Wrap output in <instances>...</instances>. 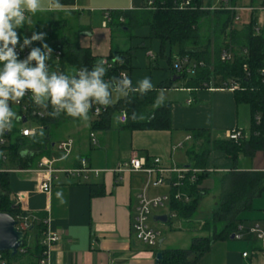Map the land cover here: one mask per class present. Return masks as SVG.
Masks as SVG:
<instances>
[{
	"label": "crops",
	"instance_id": "crops-1",
	"mask_svg": "<svg viewBox=\"0 0 264 264\" xmlns=\"http://www.w3.org/2000/svg\"><path fill=\"white\" fill-rule=\"evenodd\" d=\"M149 1L73 0L72 5L62 4L64 7L59 11L29 14L32 23L16 30L20 42H23L24 37L30 38L33 32L39 33L43 27L49 28L46 39L53 32V24L56 29L59 28L58 34L62 36L66 34L65 28L70 19L78 18L77 39L74 38V41L81 47L90 48L92 54L99 59L107 58L113 51L136 48L129 72L133 85L145 76L150 77L157 89L156 100L162 92L164 101L171 103L169 130H131L126 127V123L120 122L121 111L111 116L110 127L103 130L92 131L90 119L85 122L64 118L54 123L60 128L56 130V134L60 131V140H72L71 152L66 158L58 159L61 153L57 149L49 150V154L45 155L58 159L54 162V167L73 169L80 166L82 158H86L90 167L107 170L102 176L89 175L84 178L83 175L56 172L54 175L57 178L52 181L50 192H44L40 189V184L46 173L39 172L38 165L31 169L14 168L8 159L2 156L8 164L0 166V171L9 173L10 190L15 204L26 212L30 221L43 222L46 225L42 235L47 230L59 231L61 234V240L50 250L51 264H158V252L181 247L174 246L172 240L166 243L167 237H161L154 247L143 243L134 233L133 215L140 194L154 197L169 194L171 189L167 184L165 188H162V185L152 187L148 183V175L141 172L125 171L117 179L113 171L116 165L132 156H139L148 158L149 162H152L154 157H159L161 165L165 167H191L193 162L187 151L195 144L191 132L193 129L207 130L213 140L226 138V132L234 129L243 130L246 138L250 136V105L237 102L234 90L215 87L212 84L203 88L188 87L184 80H179L178 76L173 74L172 65L176 62L179 51L177 46L167 42L163 47L160 39L150 37L148 25L128 30L126 26L115 24L112 15L111 21L104 25L106 12L119 13L118 20L125 22L129 20V14L132 12L153 10L149 7ZM154 2L158 3L156 0ZM228 3L242 7L238 11L240 19L233 25L234 29L241 31L253 16L257 17V12L247 9V6L254 5L256 0H201L202 8L209 11H215ZM212 22L216 25V19L213 17ZM114 28L122 38L128 37V40L116 48H112ZM226 33L222 34V39ZM65 36L68 38L67 34ZM41 43L33 42L35 46ZM174 76L177 78L174 79ZM169 80H172L169 88H158ZM91 134L96 138L95 144L91 142ZM200 142L201 140L197 143ZM55 143L53 142L52 146L55 147ZM206 171L209 176L201 183L200 188L204 194L200 203L214 189L216 179L217 185L220 184L216 209L222 194L223 176L229 171H264V153L259 150L253 156L240 154L234 163L224 151L213 149L207 156ZM92 186H102L104 193L93 195ZM260 196L255 197L252 207L240 215L246 225L256 220L264 221V208L257 209L255 205ZM167 207L163 212H154L151 218L154 220V216L163 214L169 218V203ZM174 218H178L177 215ZM209 218L205 217L202 221H192L194 218L185 221L188 225L194 222L192 227L199 231L202 226L199 224H204ZM187 224H180L172 231L179 232L184 227L187 230ZM201 236L205 235L193 236L190 244L195 237ZM30 240L33 243V237H30ZM257 245V242L248 239H219L211 244L198 264H264L263 254L242 256L245 251L252 252Z\"/></svg>",
	"mask_w": 264,
	"mask_h": 264
},
{
	"label": "trees",
	"instance_id": "trees-1",
	"mask_svg": "<svg viewBox=\"0 0 264 264\" xmlns=\"http://www.w3.org/2000/svg\"><path fill=\"white\" fill-rule=\"evenodd\" d=\"M157 8L148 11L132 12L128 21H119L120 14L111 11L113 22L120 27H128V30L136 26L148 25L150 37L160 39L162 46L169 42L179 48L178 57L189 56L197 61H205L204 67L198 68L194 74L186 71V67L179 71L175 69V62L172 65L173 74L179 80H184L188 87L203 88L212 84L215 87H229L231 81L239 82L241 88L234 90L235 98L239 103H247L251 108L250 136L245 139L235 141L230 138L211 139L209 132L203 129H193L192 135L195 144L187 151L191 161V167L199 168L202 171L197 174L194 182L184 181L181 190L187 193L191 200L188 202L176 200L174 194L176 189H171L169 209L176 213L177 217L184 220H191L197 213L200 200L203 196L201 189L202 181L209 175L206 171L207 156L211 150H222L229 158L236 163L238 156L244 154L253 156L257 151L264 153V83L260 70L264 66V34L258 26V18L252 17L250 23L241 31L234 29V18L236 11L229 9H217L209 11L200 9L201 0H193L197 9L179 10L174 8L175 0H156ZM165 1V6L160 3ZM233 2L235 0H232ZM64 5H72L73 0H61ZM127 17V16H126ZM215 18L218 28L214 50L211 44L206 42L200 44L201 31L200 21L203 18ZM57 24V23H55ZM53 24L51 32L42 43H47L50 47L59 45L63 50L65 73L79 69L80 67H91L100 61L94 56L90 48L81 47L74 40L68 39L65 35L58 34L59 28ZM257 28L259 30L257 31ZM227 32V33H226ZM225 38L222 39V34ZM218 39V40H217ZM42 43L39 46H42ZM199 46V47H198ZM193 52H188V49ZM223 49L231 50L233 58L229 61L221 60ZM136 48L130 47L126 51H113L107 57L110 67H106L105 79L120 77V72H129L132 68V58ZM214 52V53H212ZM213 56V58H212ZM113 57H120L123 63L113 61ZM213 59V61H212ZM172 59H170V62ZM244 64L248 65V71H244ZM131 77V76H130ZM172 80L162 83L158 88H169ZM156 90L144 96L131 94L128 97H119L113 101L112 106L107 107V111L97 119H90L92 131L108 129L110 127L111 116L122 110L128 115L126 127L131 130L136 129H171V103L164 101L161 105L156 103ZM143 119H132V114ZM259 117V120L257 119ZM73 119L61 114L58 118L50 115L37 119L43 129V137L36 135L24 136L20 133V128L15 126L8 133L4 134L7 144L0 145V161L3 159V150L8 151L4 155L14 168L31 169L38 165L41 157L49 153L52 147L50 139V125L59 122L61 119ZM19 123V122H14ZM201 140L200 143H197ZM4 160V159H3ZM93 195L104 193L102 186H92ZM264 193V171H229L222 178V194L217 208L211 218L206 219L201 230L212 232V235L195 237L188 248H167L162 250V258L158 264H198L202 256L210 249L211 244L219 239H227L235 231L237 225L244 221L240 216L243 211L252 207L255 197ZM10 190L9 173L0 171V212H10L15 218L17 216L26 217V212L19 206H14ZM29 218V217H28ZM171 216H169L168 221ZM32 229L25 231L23 252L18 251L15 256L10 252H1L8 260L9 264H38L44 250L41 244L43 231L46 225L30 221ZM33 237L31 243L28 238ZM13 260H15L13 262Z\"/></svg>",
	"mask_w": 264,
	"mask_h": 264
},
{
	"label": "clouds",
	"instance_id": "clouds-1",
	"mask_svg": "<svg viewBox=\"0 0 264 264\" xmlns=\"http://www.w3.org/2000/svg\"><path fill=\"white\" fill-rule=\"evenodd\" d=\"M63 7L61 0H0V137L11 131L14 122L22 119L10 105L19 104L25 96H29L37 107H51L52 111L48 114L53 118L65 114L74 120L86 122L94 105L107 108L112 106L114 96H144L155 89L147 76L138 80L135 86L124 73L119 78L106 80L107 60L104 59L95 63L90 70L80 67L68 73L50 71L48 61L52 58V49L47 43H42V48L32 47L26 58L19 59L16 50L18 44L23 51L33 42H43L45 39V33L33 32L30 38L24 37L20 44L16 30L32 23L29 14L55 12ZM113 61L124 62L120 57H113ZM163 101L161 92L156 103L161 105ZM137 118L143 119V116L137 117L133 113L132 119ZM43 135L44 131L40 129L39 136Z\"/></svg>",
	"mask_w": 264,
	"mask_h": 264
},
{
	"label": "built area",
	"instance_id": "built-area-1",
	"mask_svg": "<svg viewBox=\"0 0 264 264\" xmlns=\"http://www.w3.org/2000/svg\"><path fill=\"white\" fill-rule=\"evenodd\" d=\"M161 6H165V1H162L160 3ZM157 4L154 2V0L149 1V7L156 9ZM174 8L179 10H192L197 9V7L193 4V0H175L174 1ZM200 9H203L202 7ZM217 9H229L237 12V15L234 18V24L235 22H238L240 17L238 16V11L242 9L241 6L237 5H221ZM247 9L251 12H257V11H263L264 12V0H256V3L254 5L247 6ZM105 22L111 21V13L106 12L105 13ZM259 28H257V31ZM23 42H20L22 44ZM33 46L25 47L23 51L20 50L19 44L17 46V52L19 53V59L23 60L27 57L29 54L31 48ZM41 47L42 46H36ZM50 47V46H49ZM52 49V58L48 61L49 69L50 71H57V72H64V60H63V50L59 45H56L54 47H51ZM233 58V53L231 50L223 49L221 52V60L223 61H229ZM104 60H107V63L105 66L110 67V63L108 62V59L102 58ZM101 59V60H102ZM206 65L205 61H197L195 59H191L189 56L184 57H177L176 62L174 64L175 69L182 71L186 67V71L190 74H194L195 71L198 68L204 67ZM244 71H248V65L244 64ZM124 73L128 77L127 72H120L121 74ZM261 75L263 76L262 82L264 83V66L260 70ZM131 79V77H130ZM231 90L240 89L241 86L239 82L231 81V84L229 87ZM14 111L18 112L22 119L19 121V123L26 124L30 121L36 123L35 126H27L24 125L20 128V133L24 136L33 135V133H36L42 125L37 122V119L45 118L48 116L49 112L52 111L51 107L44 109L37 107L29 98V96H25L23 100L19 104L12 103L10 105ZM97 109H99L97 111ZM107 111V108L99 105H94L93 108L89 112V117L91 119H97L99 118L103 113ZM26 119L24 122L23 119ZM121 123H127L128 121V115L125 110H122L120 112L119 116ZM259 120V117L257 118ZM12 130V129H11ZM25 132L28 134L26 135ZM8 133V132H6ZM247 136L245 135V132L240 129H234L226 132V138L233 139L235 141H238L240 139H245ZM91 142L93 144L96 143V138L93 134H91ZM7 144V138L0 137V145ZM55 146L63 152L60 158L58 159H64L66 158L72 148V140H60L58 143H55ZM5 158V157H4ZM58 159H53L50 157L43 156L38 162V171L39 172H45L46 176H43L42 182L40 184V189L44 192H50L52 187V181L57 178L54 173L56 172H66L72 175H83L84 178H88L89 175L93 176H100L101 173L106 172V169H98V168H92L88 165L87 159L82 158L80 161V166L73 168V169H57L54 167V162ZM116 173L117 179L120 177V174L124 173L125 171L130 172H141L145 173L149 177L148 183L152 187H158L161 186L164 182H167V185H169L170 189H176L177 191L174 194V198L176 200L188 202L191 200V197L183 192L181 188L184 186V181L188 180V182H194L196 180V176L199 172L202 170L195 167H185V168H178L175 166H169L165 167L161 165V159L159 157H154L152 162H149L148 158L146 157H139V156H132L127 161L119 162L115 169L113 170ZM170 193L169 194H163L158 195L154 197H149L145 193L139 195L138 204L135 208V212L133 215V230L136 235V237L142 241L143 243L149 245V246H156L161 238V232L157 229L153 228L150 225V219L152 214L155 210L164 208L170 202ZM169 216L175 217L176 213L169 211ZM16 219L18 220V227L19 229L23 230L24 232L29 229L31 226L29 218L17 216ZM234 235V239L237 240H244L248 239L249 241H255L257 242V246L255 249H253L252 252H243V257H248L251 255H264V221L256 220L248 225L241 222L237 225L235 231L231 234ZM61 240V234L59 231H52L47 230L42 239L41 244L45 247L42 255L39 259L38 264H51L50 263V250L52 246L56 243H58ZM25 249L23 247H20L18 251L23 252ZM0 264H9L8 260L3 256V254L0 252Z\"/></svg>",
	"mask_w": 264,
	"mask_h": 264
},
{
	"label": "rangeland",
	"instance_id": "rangeland-1",
	"mask_svg": "<svg viewBox=\"0 0 264 264\" xmlns=\"http://www.w3.org/2000/svg\"><path fill=\"white\" fill-rule=\"evenodd\" d=\"M257 18H258V26L262 29V32L264 34V12L263 11H257ZM200 23H201L200 31H201V37H202L200 44H204L206 42H209L211 44L212 50H214L215 45H217V42L215 40L216 39L215 35L217 34L218 29L216 28L214 22H212V18H203L200 21ZM78 24H79L78 18L70 19V23L65 28V33L67 34L68 38L71 37L72 40L77 39ZM115 29L116 28L113 29L114 32H113V47L112 48H116L117 46L119 47V44H122V43H124V41L128 40L127 36L122 38L123 36L121 34L120 35L117 34ZM41 32L45 33V36H46L49 33V28L43 27L41 29V31L39 30V33H41ZM120 38H122L123 40ZM32 46L36 47L34 44H32ZM173 51L175 52V50H173ZM212 53H214V52H212ZM212 58H213V56H212ZM212 61H213V59H212ZM117 98H119V97L114 96L113 100H116ZM113 120H115V119L113 118ZM24 125L36 127V123H34L32 121H30L29 123H26V124L14 123L13 127L17 126V127L21 128ZM57 128L60 130L59 126L55 125L54 123L50 125V139L52 142H56V143H58L60 140V138L58 137V135L60 134V131H59V133L57 132V134H56ZM50 149L51 150L57 149L59 151V153H61V155L63 154V152L60 151L56 146L55 147L52 146ZM2 154L7 156L8 151L3 150ZM47 154H49V153H47ZM5 164H8V162L2 159L0 161V166H3ZM102 175H103V173H101L100 176H102ZM214 183H215L214 189L211 190V192L208 193L207 196L204 197L203 201H201L199 208H198V211L196 213V216H194V219L192 221H202L203 218H205V217L209 218L212 211L215 209V206L219 201L218 197H219L220 193L218 194V192H219L220 184L217 185L218 182L216 179H214ZM166 184H167V182H164L161 187L165 188ZM166 205H167V203H166ZM255 205H256L257 209L264 208V194H262L260 197H258L256 199ZM165 209H166V206L164 208L157 209L154 212H163V211H165ZM180 224L186 225L187 222L184 219H178V218H174V217H171L170 220L167 222L154 221L153 217L150 219V225L153 228H155L161 232V237H167L166 243L169 240H172L174 242L173 243L174 246H179L181 248H184V247L188 248L189 245H191L190 240L193 236H197V235H201V234L209 235V236L212 235V232L203 233L200 229H199V231H197V228L195 229V227L194 228L192 227L194 222L192 224L190 222V224H191L190 227H192V228L189 227L190 224L189 225L187 224V230H186V227H184V229L182 231H179V232L177 230L172 231L173 228L178 227ZM199 225L203 226L204 224H202V222H201ZM202 226H200V228H202ZM28 241H31L30 235H29ZM14 261L15 260H13V262Z\"/></svg>",
	"mask_w": 264,
	"mask_h": 264
},
{
	"label": "water",
	"instance_id": "water-1",
	"mask_svg": "<svg viewBox=\"0 0 264 264\" xmlns=\"http://www.w3.org/2000/svg\"><path fill=\"white\" fill-rule=\"evenodd\" d=\"M188 52H193V49H188ZM177 76H174V79ZM25 122L26 119L24 118ZM18 206V204H14ZM155 221L167 222L168 216L166 214L154 216ZM32 229V227H31ZM25 232L18 227V220L10 212H0V252H10L15 256L18 249L24 245ZM234 239V235H231ZM162 258V252H158L156 260Z\"/></svg>",
	"mask_w": 264,
	"mask_h": 264
}]
</instances>
